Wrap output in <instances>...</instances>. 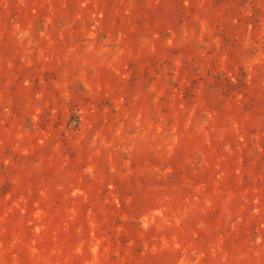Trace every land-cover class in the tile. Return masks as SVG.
<instances>
[{
  "label": "rangeland",
  "instance_id": "374dc122",
  "mask_svg": "<svg viewBox=\"0 0 264 264\" xmlns=\"http://www.w3.org/2000/svg\"><path fill=\"white\" fill-rule=\"evenodd\" d=\"M0 264H264V0H0Z\"/></svg>",
  "mask_w": 264,
  "mask_h": 264
}]
</instances>
